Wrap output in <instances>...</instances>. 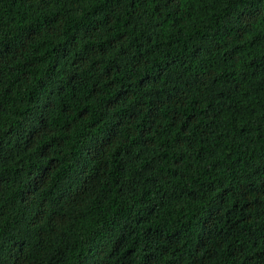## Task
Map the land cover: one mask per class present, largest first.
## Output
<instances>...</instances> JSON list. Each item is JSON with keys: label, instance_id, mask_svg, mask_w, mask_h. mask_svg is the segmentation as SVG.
<instances>
[{"label": "trees", "instance_id": "1", "mask_svg": "<svg viewBox=\"0 0 264 264\" xmlns=\"http://www.w3.org/2000/svg\"><path fill=\"white\" fill-rule=\"evenodd\" d=\"M0 264H264V0H0Z\"/></svg>", "mask_w": 264, "mask_h": 264}]
</instances>
